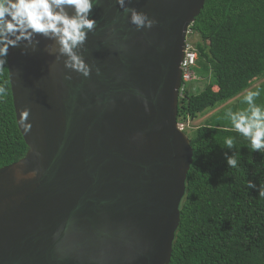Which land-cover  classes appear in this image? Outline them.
<instances>
[{
    "label": "water",
    "instance_id": "95a60500",
    "mask_svg": "<svg viewBox=\"0 0 264 264\" xmlns=\"http://www.w3.org/2000/svg\"><path fill=\"white\" fill-rule=\"evenodd\" d=\"M204 1L130 0L157 21L137 30L100 0L87 78L43 37L9 48L28 149L0 167V264H169L193 155L177 126L180 64Z\"/></svg>",
    "mask_w": 264,
    "mask_h": 264
},
{
    "label": "trees",
    "instance_id": "16d2710c",
    "mask_svg": "<svg viewBox=\"0 0 264 264\" xmlns=\"http://www.w3.org/2000/svg\"><path fill=\"white\" fill-rule=\"evenodd\" d=\"M189 28L201 38L194 71L207 80L201 89H184L177 121L215 111L187 134L192 163L169 264H264V149L250 151L225 115L247 108L246 90L264 79V0H205ZM0 88L2 167L28 149L16 122L7 58L0 63ZM250 90L260 91L256 103L264 107V80ZM228 137L232 149L224 143ZM225 153L235 154L236 168L228 167ZM248 181L257 187L248 188Z\"/></svg>",
    "mask_w": 264,
    "mask_h": 264
},
{
    "label": "clouds",
    "instance_id": "9594fccd",
    "mask_svg": "<svg viewBox=\"0 0 264 264\" xmlns=\"http://www.w3.org/2000/svg\"><path fill=\"white\" fill-rule=\"evenodd\" d=\"M99 2L100 0H0V63L7 58L10 47H17L23 42L26 48L34 49L39 43L38 37H43L53 42L47 45L46 49L49 54H55L57 60L63 57L65 68L85 78L89 77L92 66L85 61L80 50L84 47L88 34L97 27V21L91 18V13ZM115 2L125 14H130L129 22L135 25L137 30L151 29L157 23L154 18H149L147 13L128 7L130 0ZM111 31L114 33L115 29ZM96 73L100 74L99 68H96ZM194 76V79L186 83L185 89L198 76L195 71ZM65 79L70 80L71 76L66 75ZM3 91L4 89L0 88V93ZM180 96H183V93H179L178 100ZM259 96V90L247 91L242 99L247 108L236 112L228 109L225 114L232 129L249 142V150L252 152H261L264 149V107L256 103ZM179 124H183V127L180 128ZM177 126L186 134L185 122L177 121ZM224 143L229 149L234 147L232 137L226 138ZM225 159L228 167H237L235 154L225 153ZM247 187L255 189L257 186L248 181ZM259 195L264 197V184L260 186Z\"/></svg>",
    "mask_w": 264,
    "mask_h": 264
},
{
    "label": "rangeland",
    "instance_id": "374dc122",
    "mask_svg": "<svg viewBox=\"0 0 264 264\" xmlns=\"http://www.w3.org/2000/svg\"><path fill=\"white\" fill-rule=\"evenodd\" d=\"M186 41L187 43L193 47L194 49H196V44L201 43V38L199 37L198 34L192 32L191 30L188 31L187 35H186ZM207 79L205 78H201V77H196L195 80H193V82H191L187 87L188 88H192L193 90L195 89H201L203 88L205 82ZM264 79H254L251 83V86L246 90H250L253 87H256L259 83H261ZM245 91V92H246ZM215 110L213 111H208L206 114H203L201 116H198L196 119H188L185 122V131L186 134L190 133L192 129L196 128L197 126H199L201 123H203V121L211 114L213 113Z\"/></svg>",
    "mask_w": 264,
    "mask_h": 264
},
{
    "label": "built area",
    "instance_id": "2783aa9c",
    "mask_svg": "<svg viewBox=\"0 0 264 264\" xmlns=\"http://www.w3.org/2000/svg\"><path fill=\"white\" fill-rule=\"evenodd\" d=\"M195 62H196V50L193 47H191L188 43H186L180 64L182 70V83L179 89L180 95H182L186 83L195 78L193 71ZM179 127L182 128L183 124H179Z\"/></svg>",
    "mask_w": 264,
    "mask_h": 264
}]
</instances>
